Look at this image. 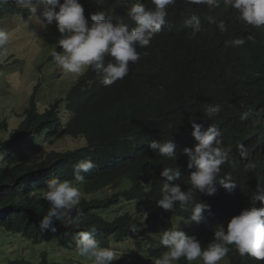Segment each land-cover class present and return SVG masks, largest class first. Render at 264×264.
I'll return each mask as SVG.
<instances>
[{
	"label": "clouds",
	"instance_id": "clouds-1",
	"mask_svg": "<svg viewBox=\"0 0 264 264\" xmlns=\"http://www.w3.org/2000/svg\"><path fill=\"white\" fill-rule=\"evenodd\" d=\"M12 2L29 13L14 16L27 18L39 9L47 24L56 23L61 34L57 50L61 51H53L52 59L65 73L78 75L91 68L104 85H112L132 72L136 77L126 80L136 81L152 76L144 58L157 50L166 65L172 61L182 72L176 83L181 102L169 108L159 101V110L152 107L147 116L153 129L132 137L133 150L147 147L166 157V164L160 165L166 182L156 205L167 210V221L148 238L147 252L136 249V239L125 240L133 244L126 259L109 248L115 242L102 247L93 235L96 225L86 222L80 229L88 230L74 238L77 253L85 257L82 261L116 264L112 262L120 258L123 264H142L138 259L152 260L146 264H264V108L255 104L254 88L258 57L264 55V0H127L124 6L121 2L122 17L115 23L116 15L107 17L103 11L92 14L89 23L79 0ZM9 39L10 33L0 29V50ZM106 57L112 59L106 61ZM199 62L233 71L234 87L223 95L218 93L211 79L197 74ZM5 67L0 63V74ZM166 82L162 79L159 87L163 89ZM198 83H204L207 90ZM181 127L187 129L186 136L160 139L162 132ZM179 158L186 159L193 171L186 185L175 182L181 170L169 162ZM0 162V167L7 166L3 153ZM94 167L91 159L79 160L73 165L75 181L83 183L82 173ZM141 181L149 188L150 183ZM82 196L72 181L48 180L43 198L50 208L39 221L40 229L55 232L56 221L64 226L79 223ZM140 207L145 208L134 202L126 210L137 213ZM32 255L12 258L30 264L41 261ZM74 261L70 258L67 263Z\"/></svg>",
	"mask_w": 264,
	"mask_h": 264
},
{
	"label": "trees",
	"instance_id": "trees-1",
	"mask_svg": "<svg viewBox=\"0 0 264 264\" xmlns=\"http://www.w3.org/2000/svg\"><path fill=\"white\" fill-rule=\"evenodd\" d=\"M79 2L85 9L89 23L91 15L100 11L107 17L110 13L116 15L115 23L119 21V15L122 17L119 11L121 2L124 6L127 0ZM17 13L24 12L12 0H0V21ZM176 17L177 13L173 18ZM109 59L112 58L106 57V61ZM165 61L161 51H152L144 58V64L153 72L152 76H141L130 82L126 79L133 77L134 73L131 72L127 77L128 71L126 79H119L112 85H104L102 77L88 68L76 82H71L66 97L56 99L43 112L37 105L39 84H36L22 122L9 137L12 130L8 128L9 116L3 122L0 121V132L6 136L0 153H3L4 162H7L6 167H0V232L19 234L44 246L47 250L38 256L41 261L37 264H86L82 261L85 257L77 253L74 240L78 232L88 230L80 229L86 222L96 225L97 231L93 235L102 247L113 242L136 239L137 250L149 251L146 250L150 243L148 238L154 237L168 218L167 210L156 205L166 182L160 174V165L166 164V157L147 147L133 150L132 137L139 138L144 130L153 129L147 116L152 107L159 110V101H164L169 108L181 102V88L176 83L182 72L173 66L172 61L167 65ZM258 66L259 76L254 83L255 104L264 108V55L258 57ZM39 68L42 69L43 65H39ZM196 72L211 79L221 95L235 85L233 71L217 69L208 62H199ZM162 79L167 81L163 89L159 87ZM198 86L207 90L204 83H198ZM162 133L164 136L160 139L169 141L186 136L188 131L181 127L174 132ZM49 136L54 139H81L84 144L67 151L52 149L34 163L25 161L21 152H12L13 158L6 157L4 147L7 145L20 146L23 142H30L34 147L40 138ZM82 159H91L95 167L90 172L82 173L85 180L78 183L74 179L73 165ZM170 161L181 170V176L175 182L188 184L193 172L187 167L188 161L183 158ZM52 177L72 181L84 193L79 205L81 221L68 226L56 221L55 232L42 231L39 226L40 219L50 208L49 202L43 198V191ZM142 179L150 183L149 188ZM134 202L143 204L145 208L140 207L137 213L126 210ZM61 247L69 251L62 253ZM52 250L59 261L49 259ZM65 255L75 261L67 263L68 259H62ZM129 256L130 253H127L122 259ZM7 264L30 263L11 257Z\"/></svg>",
	"mask_w": 264,
	"mask_h": 264
},
{
	"label": "rangeland",
	"instance_id": "rangeland-1",
	"mask_svg": "<svg viewBox=\"0 0 264 264\" xmlns=\"http://www.w3.org/2000/svg\"><path fill=\"white\" fill-rule=\"evenodd\" d=\"M0 29L10 33L8 45L4 50H0V63L6 65L0 74V121L9 116L8 128L12 129L9 137L13 129H16L22 122L21 117L30 105L34 85L39 84L36 100L39 110L43 112L59 97H66L72 83L76 82L82 73L78 75L65 73L53 61L52 52L58 51L57 40L61 34L58 32L55 22L47 24L43 20L39 9L36 14L32 13L27 18L14 15L6 16L0 21ZM15 60L17 63H14ZM39 65H43V68L37 69ZM4 137H6L4 133L0 132V147ZM83 143L84 141L81 139H54L49 136L45 139L40 138L34 147L30 142H23L20 146L10 144L5 147L3 145V147L6 157L13 158L12 152H21L25 161L34 163L42 159L52 149L67 151ZM18 161L23 160L18 159ZM134 207H138V205H134ZM0 243V263L2 264H7L11 257H18L21 254L32 257V252L38 258L39 253L44 249V246L35 244L32 240L5 231L0 232ZM132 245V243L121 241L112 244L109 248L116 256H123L131 250ZM68 251L66 248H60L62 253ZM52 253L53 250L49 253V258L59 261V258ZM65 258L70 259L66 255L62 257V259ZM151 261L150 259H138V262L142 264ZM114 262L123 264L120 258L112 263Z\"/></svg>",
	"mask_w": 264,
	"mask_h": 264
}]
</instances>
